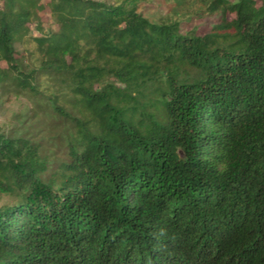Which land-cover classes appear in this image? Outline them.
Listing matches in <instances>:
<instances>
[{
  "label": "trees",
  "instance_id": "1",
  "mask_svg": "<svg viewBox=\"0 0 264 264\" xmlns=\"http://www.w3.org/2000/svg\"><path fill=\"white\" fill-rule=\"evenodd\" d=\"M208 9L0 0V89L71 130H0V264H264V0Z\"/></svg>",
  "mask_w": 264,
  "mask_h": 264
},
{
  "label": "rangeland",
  "instance_id": "2",
  "mask_svg": "<svg viewBox=\"0 0 264 264\" xmlns=\"http://www.w3.org/2000/svg\"><path fill=\"white\" fill-rule=\"evenodd\" d=\"M45 4L48 0H42ZM115 3L117 0H98ZM211 0H137L138 10L152 22L163 19L177 21L183 34L195 31L204 35L217 23L218 15L211 14L208 7ZM236 2L237 0H231ZM41 26L44 30L55 29V21L46 9L40 14ZM37 22L30 25L31 30L37 34ZM17 54L23 53V47L16 45ZM5 66L4 64H1ZM26 65V64H25ZM35 103L29 95H15L14 91L5 92L0 89V130L7 135H20L26 131H35L38 122L43 124L38 138L55 150V140L58 136L71 134L68 126L62 125L59 119L52 114H42L40 121L34 117ZM10 198L0 193V206L8 203Z\"/></svg>",
  "mask_w": 264,
  "mask_h": 264
}]
</instances>
